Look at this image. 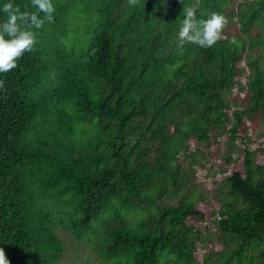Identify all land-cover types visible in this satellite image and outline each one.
Segmentation results:
<instances>
[{"label":"trees","instance_id":"obj_1","mask_svg":"<svg viewBox=\"0 0 264 264\" xmlns=\"http://www.w3.org/2000/svg\"><path fill=\"white\" fill-rule=\"evenodd\" d=\"M53 3V22L31 29L32 51L0 74L7 264H60L57 229L102 264H264V147H249L250 129L264 126V0ZM188 9L226 17L213 47L180 46ZM226 134L224 160L241 152V169L210 198L196 182L202 149L190 143ZM211 201L212 224L198 209Z\"/></svg>","mask_w":264,"mask_h":264},{"label":"clouds","instance_id":"obj_2","mask_svg":"<svg viewBox=\"0 0 264 264\" xmlns=\"http://www.w3.org/2000/svg\"><path fill=\"white\" fill-rule=\"evenodd\" d=\"M32 6L36 11H21L19 6H14L13 0L0 3V13L7 14L6 22L0 23V74L16 69L17 61L26 52L32 51L36 44V34L31 29H41L45 19L48 23L54 20L53 0H32ZM227 23L226 17L220 13L213 12L207 19L201 20L194 10L188 9L184 12L178 32L180 46L191 43L202 48H211L221 39ZM2 88L3 80H0V89ZM0 264H7L2 250Z\"/></svg>","mask_w":264,"mask_h":264},{"label":"rangeland","instance_id":"obj_3","mask_svg":"<svg viewBox=\"0 0 264 264\" xmlns=\"http://www.w3.org/2000/svg\"><path fill=\"white\" fill-rule=\"evenodd\" d=\"M237 79L241 83H244L245 76L242 74ZM236 90V89H235ZM243 94V93H242ZM251 138L253 143H250L249 147L251 149H256L257 147H264V126L258 125L250 129ZM228 134L221 137L220 141L214 142L211 147L199 146L198 143L192 141L191 150H196L201 147V157L203 156L202 164L196 166V182L200 184V189L204 193H209L210 198H213L214 193L217 189V184L223 180L226 175L231 174L235 168L241 169L242 158L241 152L235 153L234 158L237 162L231 165H227L224 160V154L228 148ZM245 138L241 135V138L237 140L241 147H244ZM259 161H264V156H259ZM212 200V199H211ZM198 209L206 212L208 214V221L212 224V220L215 217L214 210L218 209V205L211 201L209 204L200 202L198 204ZM190 224H197L201 226V229H205L207 224L205 222L197 221L196 218H190L188 220ZM58 235L65 242V252L61 257L60 264H102L99 262L93 251L86 248L84 242H79L75 236L70 235L63 229H57ZM197 258L202 259L204 250L200 247L197 249Z\"/></svg>","mask_w":264,"mask_h":264}]
</instances>
